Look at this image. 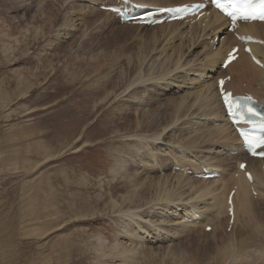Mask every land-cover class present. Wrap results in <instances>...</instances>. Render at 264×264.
<instances>
[{
  "label": "rangeland",
  "instance_id": "rangeland-1",
  "mask_svg": "<svg viewBox=\"0 0 264 264\" xmlns=\"http://www.w3.org/2000/svg\"><path fill=\"white\" fill-rule=\"evenodd\" d=\"M10 1L14 2V5L17 3V5L10 10L11 13L4 12L0 15V30L3 27L6 32L11 31V29L13 30L10 33V38L6 36V32H4L3 38L0 31V97H2L0 98V106L2 105V108L0 107V264H124L122 258L112 256L111 252H119L125 245L138 246L140 249L146 251V253L149 252L146 247H150L152 251L154 250L153 252L157 251L158 253L163 251L167 253L170 250L169 248H174L173 251L177 252H175L173 257L180 256L178 254L182 255V252L178 248L186 246V250L190 253L192 252L193 257L191 258L193 259L187 261L186 256L182 255L184 257L180 259V263L190 264L192 262L191 260H193V264H210V262L214 264L223 236L231 231L227 229L226 231L223 230L225 223L227 225L226 228L229 225L228 220L230 218L225 221L226 213L219 215L220 217L211 215L213 212L210 205L211 200L195 198V201H198L199 204L197 208L196 203L193 201L188 206V210L191 213H193V210L201 209L202 212L205 211V213L207 212L210 215H208V219L212 216V219L209 220L215 218L216 225L211 232L205 231L202 228V223L197 222L199 227L194 226V224L196 225V223H192L195 220L194 214L193 216L191 214L186 216L185 214L183 218V213L187 210L184 208V204L188 202L186 200L189 197L191 198L190 192V196L187 195L189 190L183 194V201H175V203L162 201L160 204L149 203L144 207H138V209L123 208V204L120 207L122 199H119V197L121 193L114 192L112 197L116 201L119 199V205L114 210L107 209V206H109L113 199L110 193L120 188L126 182V179L122 175L126 171L125 167H128V171L130 172L133 168L131 173H134L139 170L140 166L142 168H140L139 172L146 175L155 166H160V162L157 161L155 166L154 164L149 165L152 169L150 170L139 159H142L141 155L148 151L151 146L154 147L158 155L165 154V150L173 148L179 151L176 155L181 157L186 151L188 152L190 150L186 149L180 152L181 149L177 148L174 145L175 143L167 145L165 142L172 141L171 136H167L164 140H159L156 143L149 136H146L149 145H146L143 149L131 148L130 144L133 143L135 145L133 141L137 140L136 136L130 137V135H133L132 133L124 131V133L120 134H110L114 130L112 126L114 125L113 117L118 115V113L122 114V110H129L128 113H131V117H137L139 116V111L147 109L150 102L162 106L169 95L176 98L180 95L195 93L197 90L194 86L198 87V84L196 83L194 85L196 81L192 82L187 80L186 77H191L192 79L193 75L192 73L186 75L185 67H194L193 69L196 70L205 68L201 65L202 62L199 61V56H201L204 50L205 53L203 52V55L206 56L208 43L213 44L212 51H215L217 46H219V49L222 47V44L220 45L218 43L217 37H203V42L193 45L191 47L192 50L190 46L188 47L190 43L186 44L182 61H188V56L192 60L189 61L188 65L181 68V70L178 68L176 71L177 74L173 73L175 76L174 79H176L175 81L177 82L179 79V82L174 83L176 85L165 87V84L172 83V76H167L168 78H165L166 80L163 79V83L161 82L162 79L160 81V78L156 76L159 75L158 71L162 69L161 65H159L161 58H158L160 57L158 55L164 53L163 51L158 52V50L151 52L152 54L146 60L148 66L154 61L150 75H144L143 81L140 82L141 84L136 83L135 85V83L131 84L126 77L121 81L120 76L121 72L124 71L123 69L127 66L130 54L133 56L132 63L136 60L134 52L136 50L135 44L137 37L134 31L137 29L136 32L144 34L146 29L143 31L141 29L142 26L120 24L112 15L109 13L106 14V12L104 13L103 10L99 9L97 3L100 0ZM172 1L177 0H162V2ZM0 5H4V0H0ZM48 5L53 11L59 8V19L57 18L55 24H52L54 26L51 25V27H48L44 21V17H46L44 9ZM1 10H3V7H0V12ZM62 17L67 19V25L62 23ZM3 18L4 21L6 19L11 21V27L13 26V28L8 25L9 22L7 23V21L3 24ZM19 19H21L22 23L17 22ZM64 26L66 27L64 28ZM181 26L185 27L186 25L183 24ZM189 27L187 26V28ZM42 28L47 31L43 30L40 33ZM168 28H165L166 33ZM164 31L163 29L154 30L158 36H162ZM92 38L94 39V44L92 43V45L86 46L88 42H92ZM17 39L19 41H16ZM195 41L196 39L193 42ZM6 43L9 44L8 50L6 49ZM80 44H83L82 46L84 48ZM125 47L129 48V51L127 50L125 52L123 50ZM27 50L28 53L26 52ZM224 51V49L221 51L220 56L214 62L215 65L219 62ZM118 53H121V55L117 56L116 54ZM155 57H157V61H155ZM97 59L100 61H95ZM209 60L206 61L208 62ZM88 62L98 66V69L94 72H88L86 70ZM80 64L83 65V69L85 68V71H82L83 74L81 72L76 73L82 68ZM193 69L188 72L193 71ZM99 75L102 77L99 78ZM106 75L107 77H105ZM205 77L200 78L202 83L212 82V79L208 80ZM195 80L198 81V79ZM118 81L119 84L121 82L123 84H120V86ZM107 82L111 84L109 87L111 91L113 90L111 87L114 84H118L117 86L119 88L117 89L114 85V89L115 87L116 89L114 92H111L112 99L99 111H96V108L100 106L97 105L96 108L93 107L95 108L94 112H90L93 111L92 106H96V102L99 101L101 95L99 91L102 90ZM155 82L156 84H154ZM198 83L200 85L199 81ZM185 84L187 87L183 90ZM143 85L148 89L143 90ZM177 85L183 88L176 87ZM241 87L242 89L249 88L248 82L244 81L241 83ZM253 87L255 88L256 86ZM14 90L17 92L15 91V95H12ZM19 90L20 92L27 90L24 97L19 93ZM134 96H137V99L140 97V99L136 100ZM140 100L148 106L144 108ZM136 105L139 111L133 108ZM105 109L107 111L109 110L108 113L102 114ZM117 109L119 112H117ZM112 111L114 112L112 113ZM85 113L88 116H85L86 119L80 122L78 117L81 118ZM191 113L193 111L190 110L187 116L179 119L175 125L173 124L168 129L169 132L171 128L174 131L176 127H181V129H177L179 131L175 130L177 132L174 133L173 138L178 139V136L182 137L184 132L190 134L196 131V129L206 128V124L208 123L204 124L200 121L201 118L197 116V113L194 116ZM193 117L197 119L195 118L193 121H190ZM211 119L209 118V122L216 130H213L214 133L210 131L208 136H218L219 130L217 127H223L225 129L226 123L221 120L220 122L218 118H215L216 120L214 122ZM77 124L80 127L78 136L88 138L87 143L83 141L74 142L75 139L72 138V135L77 130ZM81 124L84 125L81 126ZM223 131H225L222 132L224 135L228 133V130ZM169 133L171 134L172 132ZM218 140L215 137L211 140L212 144L209 145L208 143V146L211 147L215 144L213 150H220L221 143L218 142L222 141V139ZM39 143L47 145L52 151L55 150L53 152H57L58 155L56 154L54 157L44 159V156L42 157L44 152L41 148L39 149ZM196 145L198 146L195 149L196 151L191 152L194 153L190 156L191 161L196 160L195 154L201 157H214L213 153L208 150L210 147L207 149L204 148L206 146L205 144L201 145L198 143ZM223 146L228 148L232 145ZM167 152L169 153L168 150L166 154ZM225 153H227V150L222 155L227 158L229 163H225L224 165L231 164L229 168L231 171V168L236 164L237 158L231 159L232 157H227ZM229 154L235 156L231 153ZM217 157L216 155V160ZM117 163H119L121 169L118 176L114 179L112 171ZM123 165L126 166L124 167ZM159 174L164 175L165 173L159 172ZM131 185L134 187L133 183H130L129 189L132 188ZM48 189L54 192V195L52 194L53 198L56 196L58 199L56 203L58 209L66 211L60 213V215L65 214L72 217L69 221L60 224V221H55L54 226L49 225V220L47 219L43 221V210L39 207V204L48 203L53 200V198L50 201L48 200ZM253 195L259 199L261 198V201L264 199V193ZM129 204L133 205L134 202H130ZM166 205L168 207H165ZM178 205L180 210L176 212V216L173 210ZM262 206L263 210L261 209V212L264 215V204ZM29 210L35 212L33 213L34 215L36 212L37 216L40 214L43 218L41 219L42 221L38 217H34L31 213L25 215V212ZM143 210L152 212L150 213L152 217H144L145 214H142ZM75 213L79 215L74 216ZM162 213L167 215L164 217L165 221H162V218L159 217ZM202 215L204 220H208L206 218L207 214L206 216L204 214ZM55 217V215L51 217L52 221H54ZM185 217L189 221H192H185ZM40 221L44 222V224ZM184 224L186 227L182 231L181 229ZM222 225L224 226L222 227ZM47 226L51 228L49 229ZM193 226L195 227L192 229L193 231L189 230ZM233 226L234 224L232 228ZM238 226L234 230L237 234L242 229L241 221L238 222ZM127 227L129 229L135 228L136 230V234L134 233L132 235L133 241H130L128 235H126ZM247 230L251 233L249 234L248 231H244L243 234H238V237L234 234L235 247L233 246L232 250L236 251L239 245L238 241L246 238V236L250 237L252 234L253 238H258V235L254 232V227H251L250 230L248 227ZM190 231H192L191 234H189ZM214 237L218 238H216V243L213 244L215 247L213 249L214 251L211 250L210 256L203 257L194 255V251L190 247V240L201 238L202 240L214 242ZM116 241H118L120 246H113ZM100 242L103 243L104 249H100ZM263 251L264 248L261 245L258 246V244H255V247L244 248L243 252H245V256L243 258L241 257L242 254L234 253L232 259H227V263L217 262V264H264V257H261ZM155 259H143L139 260L138 263L164 264L159 258ZM171 259L167 257L169 263L167 261L166 263L172 264L170 263L172 262Z\"/></svg>",
  "mask_w": 264,
  "mask_h": 264
},
{
  "label": "bare ground",
  "instance_id": "bare-ground-1",
  "mask_svg": "<svg viewBox=\"0 0 264 264\" xmlns=\"http://www.w3.org/2000/svg\"><path fill=\"white\" fill-rule=\"evenodd\" d=\"M130 1H135V0H130ZM138 1H142L145 3H152V4L169 5V4H173V3H179L182 0H177V1H174L172 3L162 2V0H138ZM40 2H42V0ZM129 4H130V2L127 3L128 6H129ZM13 5H14V2H12L10 0H4V5H0V7H3V10H1L0 15H1V13H4V12H10V10L12 8H14L15 5H17V3H15L14 6ZM49 8H51V7H49V5H48L47 8L44 9L45 10V16H46V17H44V21L46 22L45 24L48 27H51L52 24H55L56 19L58 18L59 8L56 11H53L52 8L51 9H49ZM104 13H105V11H104ZM106 14H108V13L106 12ZM64 18H63L62 23L66 24L67 19H64ZM69 20H70V18H69ZM6 21H7V23L9 22L8 25H10V27H11V21H8L7 19L4 21V18H3V24ZM224 21L225 20L222 16L215 13V14H211V15L206 14L204 17L200 18L197 21H195V20H190V22L174 21V22H171L168 24L163 23V24L153 25V26L150 25L151 27L150 26L147 27V25H135V26H142L141 29L143 31H144V29H146V30L144 31V34H141V32H136L137 29L134 31L136 33V37H137L136 38L137 42L135 44L136 50L134 52V56L136 57V60H135V62L132 63L133 56H131V54H130L129 60L127 61V66L123 69L124 71L121 72V76H120L121 81H123L126 77L127 80L131 84L135 83V85H136V83L139 84L141 81H143L144 75H150V70L152 69L154 61L153 62L151 61L152 64L150 66H148L146 63V60L152 54L151 52H154L155 50H158V52H160V51L164 52V53H161L158 55V56H160L158 58H161L159 65H161L162 69L160 71H158L159 75H156V76L158 78H160V81L162 79V81H161L162 83L164 81L163 79L168 78L167 76H169V77L172 76L171 77L172 83L170 82V84H167V85L165 84V87H170V86L176 85L174 83L179 82L178 81L179 79L177 80V82L175 81L176 79H174L175 76L173 75V73L177 74L176 71L178 70V68L181 70V68L188 65L189 61L192 60V58H189V56H188L187 57L188 61H186V60L182 61L183 55L185 52L186 44L190 43V44H188V47L190 46V48H191L193 45L200 44L201 42H203L202 41L203 37H207V36L212 35L211 37L214 38L216 34H211V33H217L220 31H223L222 33H225L226 36H224L221 40L222 45L221 44L220 45L222 47L220 49L218 48L219 46H217V49L215 51H212L213 49H211V48H212L213 44L208 43V48H206V51H207L206 56L203 55V52L205 53V50L201 53V56H199V58H200L199 61L202 62L201 65L205 68L196 70V69H193L194 67L193 68H189V67L186 68L185 67V71H186L185 74L187 75L189 73H192V75H193L192 79H191V77H186L187 80L192 81V82L196 81V82H194V85L196 83L198 84L197 85L198 87L194 86L197 90V91H195V93H193V94L189 93L187 95H180L176 98L172 97V95H169V97L165 100V103L162 104V106L155 103L157 101L154 102L155 104L150 102L149 106H148L146 103H143L140 100L141 101L140 103H143L144 108H145V106H148L147 109L143 108L144 110L139 111L137 108V105L135 107H133L134 109H136L137 111L140 112L139 116L136 115L137 117H131V115H130L131 113H128L129 110L128 111L122 110V112H123L122 114H120V113H118V115L115 114L116 116L113 117L114 125H112L114 130L110 133V134H113V133L120 134V133H124V131L127 133H132L133 135L132 136L130 135V137L136 136V138H137L136 141H133V142H135V145L133 143L130 144V147L134 148V149H143L146 145H149V143L146 139V136H149L155 143L159 140H164L167 136L168 137L171 136L172 141L169 140L168 142H165L167 145L170 143L171 144L175 143L174 145H176L177 148L181 149L180 152L185 151L186 149H190L188 152L186 151L180 157V156L176 155L177 152H179V151H176V149L170 148V149H167L169 151V153L167 152V154H166L167 150H165L164 151L165 154L158 155L156 153L154 147L151 146V148L148 151L144 152V154L141 155L142 159L141 158H139V159H140V161L142 160V162L144 163V166L149 168L150 170H152V169L149 167V165L154 164V166H155V163L157 161L160 162V166L159 167L155 166V168L152 171L148 172L149 174L145 172L146 175L143 174L142 172H139L140 168H142L140 166H139V170L136 169L137 171H135V172H139V173H135V172L131 173L133 171V168H132V171L130 172V171H128V167L126 168L125 167L126 165L125 166L123 165L125 167L126 171L125 172L123 171L124 173L122 175L126 179L125 180L126 182H124L120 188L115 189L113 192L110 193L111 197L113 196L114 192H120L121 193V195L119 197V199L120 198L122 199L120 207L123 204V208H127V209L128 208L129 209L130 208L131 209L137 208L138 209V207H140V208L144 207L145 205H147L149 203L160 204V202H162V201H169V202L175 203V201H180V200L183 201L184 200V199H182L183 194L189 190L187 195H189V192H190L191 198L189 197L190 196L189 195L188 196L189 200L188 199L186 200L188 202H185V204H184V208L187 209L185 212H187V213H185V212L183 213L184 214L183 218H184L185 214H186V216L188 214H191L193 216V214H194L195 219L199 218V220H200V218L203 217L202 214H204L205 216L207 214L206 218L208 219L209 214L207 212L205 213V211L202 212L201 209H198L200 211L199 212L200 215L197 214L198 212L196 210L195 211L193 210L192 211L193 213H191L188 210V206H190L191 203L194 202V203H196L195 205L197 208V206L199 204H198V201H195L196 200L195 198L209 199V200H211L210 205H211V209L213 210V212H212V214L210 213L209 210H208V212L211 215H216L218 217L219 215H223L224 213L227 212L226 211L227 210L226 202L228 199L229 192L232 188L236 187V193L234 196L235 197L234 198L235 220L233 222V224H234L233 228L236 226L237 227L235 229L232 228L231 232L230 233L227 232L226 235L223 236V238L221 237L223 240H221V243L219 244V249L217 252L218 256H217V258L214 256V258H216V260L214 259L216 264H217V262L218 263H227V259H232L234 253L242 254L241 257L243 258L245 256V252H243L244 248L255 247V244H258V246L261 245L264 248V215H262L263 213L261 212L263 210L262 205L264 204V199L261 201V198L259 199L253 195V190L254 191L257 190V192L261 193V194L264 193V166H263L264 160H260L257 158H250V159L247 158L249 161V167L248 168L252 171V174H253V181H250L245 177V172L241 171L239 169L237 170L239 172V175L237 177L234 176L233 174H235L234 171H235L236 164L232 167V169L230 171L229 168H230L231 164L224 165L225 163H229V162L227 161V158L222 155L223 153H221V149L225 150V148H222V147H224L223 145H227V142L235 143V140H236L237 144H233L232 147H230V149L231 148L235 149L237 147L239 150V148H240L237 135H236L235 131L232 129L231 124L228 121L227 116L225 115V110H224L223 104L221 102L220 95L218 94V91L216 88V81H213V79H212L215 77V72H218V68H217L218 63L215 65L214 62L220 56L221 51L223 49L225 50L224 53L222 54V56L220 57L219 61H221V59L223 58L226 51L233 44L238 43V40L235 39L233 33L229 32V31H228L229 34L226 33L225 29H227V28L224 25ZM17 22H21V19H19ZM203 22H205L204 25H203ZM186 23H188V24L186 25ZM183 24H185L186 26L185 27L181 26ZM52 26H54V25H52ZM187 26H190V27L187 28ZM65 27L66 26H64V28ZM167 27H169V28H168L167 33H166L165 28H167ZM11 28H13V26ZM137 28H139V27H137ZM185 28H186V30H185ZM156 29H163L165 31H164L162 36H158L154 32V30H156ZM43 30L44 29L42 28V30H40V33H42ZM0 31L2 33L1 36L4 38V32H6L5 28L4 27L1 28ZM12 31L13 30L11 29V31L6 32V36L8 38H10L9 36H10V33ZM44 31H47V30H44ZM242 31L245 33H251L255 36H258V37H261L264 39V22H254V23L247 24L246 26H243ZM182 35H183V39H182ZM187 36H188V38H187ZM3 38H2V40H3ZM40 38H41V36H40ZM195 39H196V41L193 42ZM16 41H19V40L17 39ZM177 41H179V42L177 43ZM93 42H94V39L92 40V42H88L86 44V46L92 45ZM107 43H109V42H107ZM159 46H161V47H159ZM206 47H207V45H206ZM6 49L7 50L9 49V44H7V43H6ZM123 50L125 52H127V50L129 51V48L125 47ZM191 50H192V48H191ZM3 51H4V43H3ZM254 51H255V54L261 58V61H263V65H264V47L260 46V45H255ZM26 52L28 53V50ZM116 55L120 56L121 53H118ZM208 55H210V56L207 57ZM154 59H155V61H157V57H155ZM208 59H210V60L207 62L206 60H208ZM9 60H10V58H9ZM104 60H106V59H104ZM150 60H151V58H150ZM19 61H20V59H19ZM80 61H79V63H80ZM83 61H85V60H83ZM95 61H100V60L97 59ZM68 63H70V62H68ZM90 63L91 62H88L86 70L88 72L96 71L98 69V66L93 65L92 63L90 64ZM205 63H206V66H205ZM80 66L82 67L81 70H79L77 72L75 71L77 74L79 72L82 73V71L83 72L85 71L84 70L85 68L83 69V65L80 64ZM191 69H193V71L188 72ZM210 69H211V71H210ZM208 70L210 72L209 75L207 74ZM220 73H229L232 75V78L230 80L229 85L231 88L234 89L235 93L236 92H242V90L240 89V86L237 85L236 83L241 84L244 81H247L251 88H253V86H256L257 87L256 90H258V88H259L261 93L264 91V66L260 67L259 65H257V63H255L252 60L251 56L248 55L247 53L243 52V51H240V57L236 61L232 62L226 70L221 68ZM80 75H78V76H80ZM203 76H206L205 78H208V80L212 79V82L202 83L200 78ZM21 77H23V76L21 75ZM75 77L77 78V76H75ZM101 77L99 75V78H101ZM105 77H107V75ZM179 77H180V75H179ZM107 79H109V78H107ZM195 79H198V81L200 82V85H199L198 81ZM101 81H102V79H101ZM184 82H185V80H184ZM20 83H21V81H20ZM109 83L110 82H107L105 84V86L102 88V90L99 91V93L101 94L99 101L96 102L97 104L94 103L96 106H92V108L93 107L96 108L97 105H100L96 108V111H99L101 108H103L108 103V101H110L112 99L113 96H111V92L112 91L114 92L116 87H117V89L119 88L117 86L119 84V81H118V84L113 83L116 87L114 89V85H113L111 87V88H113L112 91L109 88L111 86V84H109ZM120 84H123V83L121 82ZM131 84H129V85H131ZM154 84H156V82ZM154 84H153V88H154ZM131 86H133V85H131ZM145 86H144L143 90L148 89ZM28 87H30V86H28ZM155 87H158V86H155ZM176 87H179V88L185 87V88H183V90H184V89H186L187 86L185 84V86H183V87H180V85H177ZM176 87H175V90H176ZM27 89H29V88H27ZM163 89H165V88H163ZM152 90H154V89H152ZM15 91L16 90L13 91L12 95H15V93H14ZM26 92H27V90L22 91V92H20V90H19V93L22 95V97L25 96ZM253 93L255 95H257L261 100L264 101V95L263 94L262 95L258 94L256 91H254ZM9 94L11 95V93H9ZM0 98H2V97H0ZM10 98H11V96H10ZM135 98H136V100L140 99V97H139V99H137V96L136 97L134 96V99ZM136 100H134V101L136 102ZM144 102H145V100H144ZM213 105H215V106H213ZM124 106H127V105H124ZM138 106H141V105H138ZM0 107L2 108V105ZM95 108H93V111H90V112L93 113ZM108 109H111V108H108ZM119 109H120V107H119ZM124 109H125V107H124ZM190 110L193 111V113H191V114H193V116L198 111H200L199 113H197V116L201 118L200 121H202L204 124L208 123V124H206L207 125L206 128L196 129V131H194L193 133H190V134L184 132L182 137L178 136V139L173 138L174 137L173 135H175L174 133L179 131L177 129H181V127L180 126L176 127L174 129V131L171 128V130H169V132H172L171 134L168 132V129L170 127H172L173 124L175 125L177 123V121H179V119L183 118L184 116H187ZM108 111H107V109H105L103 111L104 113H102V114H107ZM113 112L114 111H112V113ZM117 112H119L118 109H117ZM135 113H137V112H135ZM85 116H88V115H86V113H85L84 116H82L81 118L78 117L79 121L83 122V120L86 119ZM110 117L112 118V116H110ZM195 118L196 117L191 118L190 121H193ZM209 118L213 119V120L211 119L212 122H214L216 120L215 118H218L219 121L221 120V121L226 122L225 129L223 127H221V128L217 127V129L219 130L218 136H215V135L208 136L210 131H211V133H214L213 130H216L212 126V124L209 122ZM107 119H108V117H107ZM183 123H184V121H183ZM185 123H186V121H185ZM196 123H197V121H196ZM83 125L84 124H81V126H83ZM215 126H217V125H215ZM78 127L79 126L77 124V130L72 135V138L75 139L74 142L76 143L79 141L80 142L83 141L84 143H87L88 138H83L82 136H81L82 137L81 138L78 136V133L80 132V127H79V129H78ZM182 129H184V128H182ZM175 130H177V131H175ZM223 130H228V133H226L224 135L222 132H225V131H223ZM199 133H200V135H199ZM26 135H27V133H26ZM162 135H163V137H162ZM101 136H103V135L101 134ZM13 137H14V135H13ZM179 137H181V138H179ZM215 137H217L219 140L222 139V141H220L218 143H223L220 146L221 149L218 150L217 152H215V150H213L214 145L211 147L208 146V143H209V145L212 144L211 140L214 139ZM198 143L201 145L205 144L206 146L204 148L208 149L210 147L208 150L213 153L214 157L213 158L212 157H205V156L201 157V156H198L195 154L196 162H197L196 168L199 169V167H201L202 164H204V165L210 164L215 169L222 170V176H224V178L222 179V181L220 183L217 181H214V180H210V179L209 180H207V179L203 180V178L197 179L193 175H185L184 173H177L176 170H175V173L169 171V169L175 165H179L180 168H186V165H190L191 160H190V155L188 153L192 152V151L195 152L196 151L195 149H197V147H198L196 144H198ZM39 145H40L39 149L41 148L42 151L44 152V154H42V157L44 156V159L54 157L57 154V152H53L55 150L52 151L51 149H49L47 147V145H42V143H39ZM52 147H54V146H52ZM155 148H157V147L155 146ZM123 149H125V148H123ZM179 149H177V150H179ZM56 150H57V148H56ZM43 152H41V153H43ZM192 154H194V153H192ZM225 154L227 157H232L231 159L237 158V157L231 156L227 153H225ZM216 155L218 156L217 157L218 161L215 158ZM242 158H244V157L240 156L239 160ZM31 162H33V161H31ZM230 163H231V161H230ZM120 167L121 166L119 165V163H117V165L113 168V171L111 170L113 172V178L114 179L118 176L120 169H121ZM160 169L161 170L167 169V171H165L164 175H161V174H159ZM122 170H123V168H122ZM166 172H167V174H166ZM194 178H196V179H194ZM205 181H208V182H205ZM130 183H133V185H134V187L131 185L132 186L131 189H129ZM52 194L54 195V192L51 189H48L47 190V196H48L49 201L53 198ZM112 198L113 199H112L111 203L109 204V206H107V209H109V210L110 209L114 210L119 205V199H118V201H116V200H114V197H112ZM57 200L58 199L56 198V196H54L53 200H51L50 202L44 203V204H39V207L43 210L42 211V213H43L42 217H44V219L40 216V214H38V216H37V212H36V214H35L36 216H35L33 214L35 212H31L30 210L28 212H25V215H27L28 213L29 214L31 213L34 215V217H36V218L38 217L39 220L43 219V221H44L45 219H47V220H49V225L51 224V226L55 225V223H56L55 221H60L59 224L62 222L69 221V219L72 218L70 215H65V214L60 215V213H62V212L64 213L66 211H63L62 209H58V205L56 204ZM130 202H134V204L131 205V204H129ZM165 207H168V205H166ZM178 207H179V205L177 207H175L173 210L175 212V213L174 212L173 213L176 216H177L176 212H178L180 210V208H178ZM162 212H164V211H162ZM150 213H152V212H149L146 210L142 211V214H145L144 217H147V218L152 217ZM51 215L56 216L54 221H52ZM77 215H79V214H76V213L74 214V216H77ZM125 215L127 216V214H125ZM166 216L167 215H165V213H162V214H160L159 217L162 218V221H165L164 217H166ZM226 216H227V214H226ZM226 216H225V221H227V219L230 218V216H227V218H226ZM186 218L187 217H185V220H187ZM209 219H212V216ZM213 220L216 221L215 218ZM229 220H228V222H229ZM187 221H189V219ZM240 221H241L242 229L239 231V233H238L239 235L243 234L244 231H248L247 230L248 227H249V230L251 227L252 228L254 227L255 228L254 232L258 235L259 239L253 238L252 234L250 237L246 236V238H242V239H240V241H238L239 245L237 246L236 251H234V250H232L233 249L232 247L233 246L235 247V245H234V243H235L234 234L236 235V237H238V234L235 233L236 231H234V230H236L240 226V225L238 226V222H240ZM41 223L44 224V222H41ZM192 223H196V225L194 224V226H198L197 222H192ZM198 223H202V222L199 221ZM207 224H210V223L207 222L204 224V226ZM124 225H123V227H125ZM186 225H187V223H186ZM186 225L185 224L183 225V227L181 229L182 231L185 229ZM224 225H222V227L224 226L225 228L223 230L226 231L227 225H226V223ZM251 225H253V226H251ZM194 226H193V228H189V230L194 229L195 228ZM47 227L49 229L51 228L50 226H47ZM128 227L126 228V235H128V238L130 241H133L132 235L134 233L136 234V232H135L136 230H135V228L129 229ZM137 229L139 230V228H137ZM198 229H200V228H198ZM41 230H39V231H41ZM195 230H197V229H195ZM223 230H222V232H223ZM192 231H190L189 234H191ZM41 233H42V231H41ZM213 233H215V232H213ZM250 233L251 232H249V234ZM253 235H254V233H253ZM216 238H218V237H214V242H209V240H202L201 238H199V239L194 238V240H190V247L194 251V255L203 256V257L210 256L211 250H213L215 247L213 244L216 243ZM227 239L228 240L230 239V241H228ZM249 239H256V240L250 241ZM218 242H219V240H218ZM118 245H119L118 241L114 242V244H113V246H118ZM99 246H100V249H104V245L102 242H100ZM146 249L149 251L148 253H146V251H144L143 249H140L138 246H134V245L126 246L125 245L122 247L121 250H119V252H111V255L114 257L122 258V260L124 261V264H139L138 263L139 260H143V259L156 260L155 258H159L161 260V262H163L164 264H168L169 262L167 261V257H168V259L172 258L171 259L172 262H170L172 264H182V263H180V259H182L184 256H186L187 261H189L190 259H193V258H191V257H193L191 254L192 252L190 253L188 250H186L187 249L186 246L178 248L182 252V255H184V256H182L181 254H178L180 256H176V257H173L175 252H177V251H173L174 248L173 249L169 248L170 250L167 253L165 251L160 252V253H158L157 251L153 252L154 250L152 251V249H150V247L149 248L146 247ZM262 254L264 255V251L262 252ZM263 255H261V257H264ZM166 261L168 263H166ZM191 261L192 262L190 264H193V260H191ZM183 264H188V263L183 262ZM210 264H211V262H210Z\"/></svg>",
  "mask_w": 264,
  "mask_h": 264
},
{
  "label": "snow or ice",
  "instance_id": "snow-or-ice-1",
  "mask_svg": "<svg viewBox=\"0 0 264 264\" xmlns=\"http://www.w3.org/2000/svg\"><path fill=\"white\" fill-rule=\"evenodd\" d=\"M212 3L215 4L217 9L229 16L233 22L237 20L238 14H240L245 20L249 18H259L261 20H264V0H212ZM236 51V49H233V52L228 54V60L224 62L225 67H227V64L231 60L235 59L234 53ZM223 83L224 82L221 80L220 84L223 85ZM221 92L223 95L224 103L229 105V112L233 116H235L236 113L232 109V100L230 99L232 94L224 92L223 89H221ZM247 111L255 114V110L251 107H248ZM261 127H264V124H262ZM242 135L244 138V142L249 146L257 143V139L258 145L264 144V136H261L259 138H250L248 135ZM260 155L264 156V150L260 152ZM241 167L244 168L245 165L242 164ZM249 178H251L250 174Z\"/></svg>",
  "mask_w": 264,
  "mask_h": 264
}]
</instances>
